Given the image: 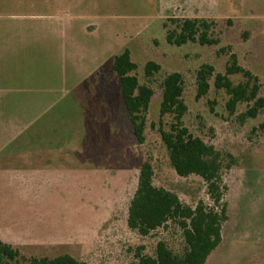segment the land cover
I'll use <instances>...</instances> for the list:
<instances>
[{"label":"rangeland","instance_id":"374dc122","mask_svg":"<svg viewBox=\"0 0 264 264\" xmlns=\"http://www.w3.org/2000/svg\"><path fill=\"white\" fill-rule=\"evenodd\" d=\"M48 16L63 17L76 31L89 23L96 33L64 37L60 24ZM171 19L214 23L209 36L218 43L168 44L167 32L176 29ZM10 27L42 30L31 35L33 73L38 67L67 74L64 54H72L73 45L80 47L74 51L77 56L93 63L105 54L112 57L80 85L82 93L91 95L86 100L90 106L85 105L81 114L91 128L81 130L79 164L66 163L81 168L79 189L72 186L77 174L66 173L60 194L49 193L39 178L32 186L24 178L10 179L14 184L9 186L0 177V242L19 252V258L7 264L62 255L86 264H138V256L154 255L158 242L176 255L183 253L182 231L173 223L147 236L127 226L144 162L152 166L155 187L174 193L189 207L202 202L217 211L199 177L176 175L161 142L159 130L167 131L172 121L159 114L161 84L172 73L183 80L187 107L183 126L220 152L225 164L227 156L235 161L222 175L227 220L221 227V243L205 264H264V106L250 118L246 112L253 102H239L230 110V96L214 86L215 76L224 75L234 57L236 65L255 78L250 87L257 86V98L264 100V0H0V36L5 37ZM124 49L137 66L138 83L153 90L142 144L133 136L119 79L111 69L113 57ZM148 62L160 67L150 79L144 75ZM91 65L83 68L81 63V75ZM205 65L214 72L207 94L197 98L196 73ZM228 79L234 87L247 81L242 74ZM56 113L53 110L48 117Z\"/></svg>","mask_w":264,"mask_h":264},{"label":"trees","instance_id":"16d2710c","mask_svg":"<svg viewBox=\"0 0 264 264\" xmlns=\"http://www.w3.org/2000/svg\"><path fill=\"white\" fill-rule=\"evenodd\" d=\"M175 30L168 31L166 41L170 45L182 46L186 43H198L201 46L215 45L209 33L214 23L204 19H171ZM233 64L226 68L224 75L217 74L214 80L216 89H224L230 96L228 108L233 110L239 102H253L246 116L254 118L264 106V100L257 98L258 87H250L255 78L250 72L239 68L235 58ZM112 70L119 79L120 93L132 126L133 136L139 144L144 142L146 115L153 96L148 85L138 83L135 72L136 64L131 61L128 49L113 58ZM160 67L148 62L144 66L147 79L158 73ZM210 66L201 67L196 73L197 98L207 94L208 79L213 75ZM242 74L245 83L234 87L228 76ZM162 100L160 117L169 115L172 121L167 131L159 130L169 162L176 175L187 178L191 175L199 177L207 188V194L216 205L215 209H207L202 202L194 208L181 203L172 192L153 185V169L149 162H144L140 169L136 191L128 207L127 226L140 236L164 227L168 223L175 224L183 235L185 249L181 255L174 254L163 242H158L153 256H138V264H205L211 253L221 243V227L227 220L226 205L223 204L222 175L229 170L235 161L227 156L225 164L222 154L213 146L205 144L201 139L193 137L183 126L182 119L187 107L183 101V80L179 73L167 75L161 84ZM219 208V209H218ZM19 258V252L9 245L0 242V264H7ZM28 264H86L69 255L55 258H32Z\"/></svg>","mask_w":264,"mask_h":264},{"label":"crops","instance_id":"0c3cea01","mask_svg":"<svg viewBox=\"0 0 264 264\" xmlns=\"http://www.w3.org/2000/svg\"><path fill=\"white\" fill-rule=\"evenodd\" d=\"M48 17L60 24L57 26L64 37L80 32L89 36L96 33V27H88L89 23L76 31L63 17ZM38 32L42 30L10 27L5 37L0 36V177L7 179L5 183L9 186L14 184L10 179L24 178L32 186L33 180L39 178L49 193L60 194L66 186V173L73 177L77 174L72 186L79 189L81 168L66 163L79 164L81 130L91 128L87 121L81 120L83 107L90 106L86 100L91 97L89 92L82 93L81 82L112 54H105V58L93 63L77 56L74 51L79 45H73L72 54H64L68 58L67 74L38 67L33 73L31 35ZM48 56L45 52L46 59ZM81 63L83 68L92 63L83 75ZM53 110L57 113L49 118Z\"/></svg>","mask_w":264,"mask_h":264}]
</instances>
